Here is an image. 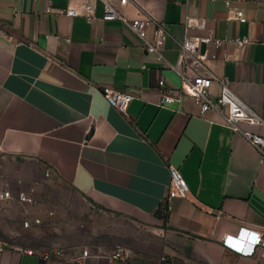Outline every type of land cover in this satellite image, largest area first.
I'll use <instances>...</instances> for the list:
<instances>
[{"label": "crops", "instance_id": "0c3cea01", "mask_svg": "<svg viewBox=\"0 0 264 264\" xmlns=\"http://www.w3.org/2000/svg\"><path fill=\"white\" fill-rule=\"evenodd\" d=\"M74 1L86 0H0V159L36 166L87 205L128 220L136 233L123 247L132 253L112 259L117 247L89 248L83 262V250L46 259L19 246L0 253V264H264L260 251L223 244L241 227L264 231L261 153L216 110L201 114L189 97L161 104L159 80L178 90L180 74L122 21L101 19L108 1L129 18L158 20L169 33L161 52L174 65L187 34L223 40L194 46L180 68L229 79L264 120V0H93L94 22L47 12ZM228 1L245 20L228 19ZM219 88L215 81L212 92ZM110 90L134 96L126 113L107 102ZM242 128L264 136V123ZM171 167L188 197L171 195ZM16 217L0 209V227L11 231Z\"/></svg>", "mask_w": 264, "mask_h": 264}, {"label": "built area", "instance_id": "2783aa9c", "mask_svg": "<svg viewBox=\"0 0 264 264\" xmlns=\"http://www.w3.org/2000/svg\"><path fill=\"white\" fill-rule=\"evenodd\" d=\"M128 2L129 0H120L121 5H126ZM227 10L228 19L245 20L243 8L232 6L228 1ZM47 12L63 13L71 17L82 15L90 22H94L98 18L96 17V5L93 0H86L82 4L74 1L65 9L48 7ZM101 19L122 21L142 40L143 46L147 52L157 54L159 60L164 61V64L180 74L182 81L178 90L169 89L166 86V80L164 78L159 80L161 104L175 100L182 101L184 98L189 97L200 106L201 114L210 110H216L222 113L224 123L232 128V130L241 132L250 143L256 146L261 153L262 159H264V136L242 128V124H263L264 120L232 90L230 87V80L227 78H217L202 71L195 75H189L180 68V64L185 61L186 57L192 52L194 46L202 42L209 43L211 41L219 45L223 40L218 38L214 39L211 36L192 37L187 34L181 44L179 63L174 65L165 62V58L161 52L162 44L167 39L169 33L165 26L158 20H155L151 16L146 18H129L120 11L117 5L108 1H105L103 4ZM192 25L191 22L187 24L188 27ZM150 28L153 29V39L149 37ZM234 41L238 46L248 42V40L241 38H236ZM203 57L204 56H200L195 62L202 65ZM215 81H218L220 86L219 92L216 94L212 92V86ZM105 98L111 106L126 113L134 96L131 93L110 90L105 92ZM171 176V195L188 197L190 188L186 179L174 167H171ZM0 201H15L18 204H33L34 198L26 189L22 188L18 191H13L8 182H2L0 185ZM169 208V204H167L165 207L166 212L169 211ZM25 225L28 226V222H26ZM223 244L242 255H253L257 251H260L261 255L264 256V231L241 227L235 234H226L223 238ZM10 249H12V245L4 238L0 227V253H4ZM63 251L62 249L46 252H39L35 249L25 250V252L30 255L40 254L46 259L52 257L53 253L64 255ZM131 253L132 251L130 249L117 247L115 252L111 255V258H128ZM90 256H92V252L89 248H85L79 256V259L84 262L86 258ZM162 260L165 261L166 258L163 257Z\"/></svg>", "mask_w": 264, "mask_h": 264}, {"label": "rangeland", "instance_id": "374dc122", "mask_svg": "<svg viewBox=\"0 0 264 264\" xmlns=\"http://www.w3.org/2000/svg\"><path fill=\"white\" fill-rule=\"evenodd\" d=\"M2 182H8L13 191L26 189L34 198L33 204L0 201L2 212L19 215L12 222L14 229L1 227L13 249L32 246L39 252L52 249L72 252L85 248H116L131 243L136 233L128 220L87 205L68 184L57 181L36 166L5 165L0 159V185Z\"/></svg>", "mask_w": 264, "mask_h": 264}]
</instances>
